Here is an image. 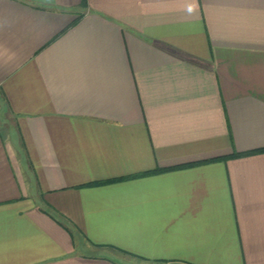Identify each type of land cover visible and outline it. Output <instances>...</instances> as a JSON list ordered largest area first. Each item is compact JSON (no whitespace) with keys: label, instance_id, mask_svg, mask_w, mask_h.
Instances as JSON below:
<instances>
[{"label":"crops","instance_id":"crops-1","mask_svg":"<svg viewBox=\"0 0 264 264\" xmlns=\"http://www.w3.org/2000/svg\"><path fill=\"white\" fill-rule=\"evenodd\" d=\"M85 1L0 0V264H264V0Z\"/></svg>","mask_w":264,"mask_h":264},{"label":"trees","instance_id":"trees-1","mask_svg":"<svg viewBox=\"0 0 264 264\" xmlns=\"http://www.w3.org/2000/svg\"><path fill=\"white\" fill-rule=\"evenodd\" d=\"M83 4L84 5L86 4V1L85 0H83ZM51 216L54 217L59 222V224L60 223L61 224H64V218L60 214L59 215H57V214H51Z\"/></svg>","mask_w":264,"mask_h":264}]
</instances>
